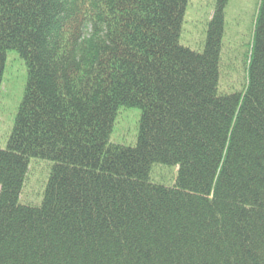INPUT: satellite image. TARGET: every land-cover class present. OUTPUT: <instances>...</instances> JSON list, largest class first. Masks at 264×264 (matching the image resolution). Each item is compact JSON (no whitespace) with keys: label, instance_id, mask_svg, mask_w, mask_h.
<instances>
[{"label":"trees","instance_id":"obj_1","mask_svg":"<svg viewBox=\"0 0 264 264\" xmlns=\"http://www.w3.org/2000/svg\"><path fill=\"white\" fill-rule=\"evenodd\" d=\"M230 1L200 52L181 43L190 0H0V92L8 51L28 69L0 264H264V0L239 93L220 86ZM121 108L141 111L132 147L110 141ZM33 160L38 205L21 203Z\"/></svg>","mask_w":264,"mask_h":264},{"label":"rangeland","instance_id":"obj_2","mask_svg":"<svg viewBox=\"0 0 264 264\" xmlns=\"http://www.w3.org/2000/svg\"><path fill=\"white\" fill-rule=\"evenodd\" d=\"M261 0H231L225 15V32L221 61L220 86L223 92L239 93L247 82L248 63L255 24ZM217 8V0H190L182 30L181 43L203 51L208 38L209 23ZM28 82L25 61L16 51H8L0 92V148L7 149ZM141 111L121 108L118 112L111 143L135 146L138 142ZM50 164V163H49ZM33 160L24 185L21 203L38 205L42 201L50 165ZM177 175L173 167L158 166L153 170L156 183L172 187Z\"/></svg>","mask_w":264,"mask_h":264}]
</instances>
